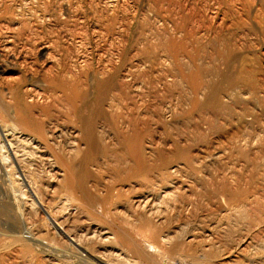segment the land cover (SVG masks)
<instances>
[{
  "label": "rangeland",
  "instance_id": "374dc122",
  "mask_svg": "<svg viewBox=\"0 0 264 264\" xmlns=\"http://www.w3.org/2000/svg\"><path fill=\"white\" fill-rule=\"evenodd\" d=\"M0 16L4 30L20 26L12 41L0 36V121L20 131L13 143L43 206L89 253L104 264H264V0H0ZM58 64L89 79L120 67V96L106 99L107 116L96 123L111 159L100 148L95 161L82 162L74 150L68 188L27 145L39 135L32 118L7 103L11 87L42 92L45 71ZM119 127L139 129L142 136L128 133L141 136L134 148L156 165L137 176L144 186L120 193L129 182L113 165L125 145ZM66 129L59 140L70 148ZM2 155L0 264H85ZM176 164L180 170L169 173Z\"/></svg>",
  "mask_w": 264,
  "mask_h": 264
},
{
  "label": "bare ground",
  "instance_id": "6f19581e",
  "mask_svg": "<svg viewBox=\"0 0 264 264\" xmlns=\"http://www.w3.org/2000/svg\"><path fill=\"white\" fill-rule=\"evenodd\" d=\"M14 7V6H13ZM12 7V8H13ZM16 7V6H15ZM10 7H5L4 8V12H2V18L7 16V12L9 11ZM15 9V8H14ZM13 9V10H14ZM20 9V8H19ZM16 10V9H15ZM1 17V16H0ZM1 18V20H2ZM11 19V17L9 18ZM14 24H6V29L4 30L1 25H0V36H4L5 38H7L9 41H12L14 38V32L17 31V29L20 27H14ZM23 27H27L26 25H22ZM180 27V26H179ZM22 28V27H21ZM21 28L19 29L18 33L20 32ZM3 29V30H2ZM26 29V28H25ZM16 30V31H15ZM22 31H24V29H22ZM22 31L20 32V34H22ZM26 31V30H25ZM24 31V33H25ZM7 34H6V33ZM17 33V32H16ZM23 33V34H24ZM6 34V35H5ZM19 34V35H20ZM22 34V35H23ZM20 37V36H19ZM29 36H27L28 38ZM21 38V37H20ZM26 38V37H25ZM17 39V38H16ZM29 39V38H28ZM30 41V40H29ZM28 41V42H29ZM173 41V40H172ZM178 42V41H177ZM19 44V43H18ZM174 44H172L173 46ZM177 45V44H176ZM49 46V45H48ZM44 47V46H42ZM174 47V46H173ZM172 49V48H171ZM50 52V51H49ZM125 55V53H124ZM122 56V55H121ZM133 56V55H132ZM125 57V56H124ZM130 57V56H129ZM120 58V57H119ZM122 59V57H121ZM129 59V58H128ZM31 60V59H30ZM112 60V59H111ZM109 60V62L111 61ZM118 60V59H117ZM132 60V59H131ZM115 61V60H114ZM112 60V64L114 62ZM127 62V61H126ZM129 62V61H128ZM111 63V62H110ZM118 65V62H116ZM132 63V62H130ZM129 63V64H130ZM111 64V65H112ZM115 64V63H114ZM32 65V64H31ZM109 65V64H108ZM116 65V64H115ZM121 65V64H120ZM113 66V65H112ZM134 66V65H133ZM132 66V68H133ZM110 69V67H109ZM113 69V71H111ZM120 69V67L118 68V66H114V68L111 67V70H109L111 76H107V74L105 75L106 77L104 78H91L89 79L86 74L85 71H80V72H75L72 71L68 68H66L65 66H62L60 64L56 65V67H51L49 69H47L45 72H48L46 77H45V89L42 92H39L35 89L28 91L26 89V91H21L19 89H15V88H10V100L7 101V103L9 105H15V107H17L19 109V111H21V113L27 114L28 117L32 118V122L34 123L36 129H38V136H34L33 138H30V140L32 141H28L26 140V143H28L27 145H30L34 156H36L37 161L38 162H42L43 164L45 163L50 169L52 168L55 171L56 174V178H57V182L61 183L63 182V186L68 185V182H70V178L74 177V172H73V162L69 161L71 158V154H73L72 152L74 150H77V152H79V154H81L82 156V162H87L89 160H93V158H95L97 152H99V149L102 147H100V144L102 143H97V141H99L100 139L98 138L97 135V130H96V123L98 122L97 120H99L98 118L100 117H106L107 113H106V108H105V102L107 98L112 99L111 101H115L116 97L118 98L120 95V89H119V84H118V80H116V77H118V70ZM130 69V68H129ZM128 69V71H129ZM2 71L1 67H0V72ZM106 72V70H104ZM113 72V73H112ZM134 72V69H133ZM196 72V71H195ZM127 74V73H126ZM109 75V74H108ZM129 75V74H128ZM120 76V75H119ZM133 76V75H132ZM119 78V77H118ZM124 80V79H123ZM121 81V80H120ZM125 82V81H124ZM126 83V82H125ZM123 84V81H122ZM128 86V85H127ZM121 87V86H120ZM31 89V88H30ZM119 89V90H118ZM124 89V88H123ZM200 90V88H199ZM32 98L30 99V101L28 99H26V96L29 97L28 94H30L29 92H32ZM124 91V90H123ZM194 91V90H193ZM196 91V90H195ZM126 92V91H125ZM197 92V91H196ZM128 93V92H127ZM31 95V94H30ZM34 96H38V98H43L45 97L46 103L44 105H38V103L35 102ZM128 96V94L126 95ZM3 97V96H2ZM122 97V96H121ZM120 97V98H121ZM125 97V96H124ZM37 98V97H36ZM199 98V97H198ZM197 98V99H198ZM220 98V97H219ZM197 99L195 100L197 102ZM208 99V98H207ZM210 99V97H209ZM199 100V99H198ZM211 100V99H210ZM119 101V100H118ZM212 101V100H211ZM116 102V101H115ZM199 102V101H198ZM118 104V103H117ZM195 104V103H194ZM197 104V103H196ZM2 105V103L0 104ZM4 105V104H3ZM198 105V104H197ZM206 105V104H205ZM209 105V104H208ZM115 106V103H114ZM117 106V105H116ZM196 106V105H195ZM210 106V105H209ZM116 108V107H115ZM219 108V107H218ZM39 109V115L36 116V114H34V112H36ZM109 109V107H108ZM133 109V107H132ZM134 111V110H133ZM181 111V110H180ZM179 111V115L180 113L184 112V111ZM192 111V110H191ZM111 112V111H110ZM181 113V114H182ZM186 113V112H184ZM189 113V112H188ZM22 114V115H24ZM110 114V113H109ZM112 114V113H111ZM176 114V113H175ZM191 114V113H190ZM218 114V113H217ZM48 118V123L45 124V122H43V118L42 116H45ZM131 115V114H130ZM26 116V115H25ZM184 116V114H183ZM26 117V118H28ZM112 117V116H109ZM108 117V118H109ZM131 117V116H130ZM177 117V116H176ZM181 117V116H179ZM29 118V119H30ZM118 118V117H116ZM135 118V117H134ZM137 121L139 120V117H137ZM106 119V118H105ZM131 119V118H130ZM134 120V119H133ZM174 120V119H173ZM176 120V119H175ZM104 121V120H103ZM136 120L132 121L135 122ZM118 122V121H117ZM131 122V123H132ZM113 123V122H112ZM129 123V124H131ZM114 124V123H113ZM128 124V127L130 126ZM136 124V122H135ZM100 125V124H99ZM104 125V124H102ZM115 125L118 126V124L115 123ZM114 125V126H115ZM120 125V124H119ZM132 125V124H131ZM138 125V123L136 124ZM144 125V124H143ZM109 126V125H108ZM107 126V127H108ZM115 126V127H117ZM121 126V125H120ZM134 126V125H133ZM61 127H66L69 131V133L71 134L72 137V146H70V148H66L65 145L63 146L61 144L60 139V134L59 131H61ZM99 127V126H98ZM124 127V126H123ZM121 127V128H123ZM127 127V126H126ZM132 127V126H131ZM137 127V126H136ZM139 127V126H138ZM145 127V126H144ZM120 128V127H119ZM120 128V129H121ZM143 128V127H142ZM64 129V128H63ZM104 129V128H103ZM116 129V128H115ZM132 129V128H131ZM135 129V126H134ZM133 129V131H134ZM129 130V128L127 129H121L117 131L119 134V137H121V141L124 142V146L122 147V149L118 152L117 150V156L116 157V162H114V170L115 173L121 174L122 177L126 180H128L126 184H128V187L125 188L126 186L124 184H122L119 187V193L123 190V191H127V190H132L135 185L137 186H144L143 182L137 181V176H139V173H143L144 176L145 173H149L151 172V163L150 159L151 155L147 156L146 152L142 151V149L136 151L134 147H136V145L134 146V144L136 143H140L137 142L140 141V137L142 136V134H140V132H138V128L136 129L135 133L131 134H138L141 135L139 136V138H135L136 136L132 135V137H130L128 135V133H126V131ZM101 131V130H100ZM104 131V130H103ZM112 131V130H111ZM116 131V130H115ZM144 131V130H143ZM19 132L17 130V128L13 126H11L9 123L8 124H3L0 121V133H1V137H2V144L0 145L1 147V160L5 163L8 161H12L14 163H16L17 165V171L18 173H20V179L23 181V184L27 187V189L29 190L31 196L34 198L35 201H38L41 205H42V209L45 213H47L50 216V220L54 226V228L56 229L57 233L65 237H67L70 241V243L79 248L81 250V252L83 253V255H85L84 257H87L88 259H91L92 261H96L98 263H102L104 264L101 259L97 256V255H93L91 253H89V251L87 250V248H85L84 246H82L79 242V240L77 239V237L75 235L77 234H72L70 232L71 229L67 228L65 229L60 223H58L54 217L50 214V212L48 211V209H46V207L43 206L42 200H41V196L39 195L38 191L36 190V186H35V181L30 178V175H28L27 170H25L22 162L24 161L23 159V155L21 156L22 153L19 154V151L15 148L14 143H13V139L18 137ZM99 132V129H98ZM102 132V131H101ZM108 132V129H107ZM106 133V132H105ZM66 134V133H65ZM130 134V135H131ZM144 134V133H143ZM63 135V134H62ZM101 135V134H100ZM106 135V134H104ZM109 135V134H108ZM117 135V134H116ZM21 136V134H20ZM170 136V135H169ZM168 136V137H169ZM62 137V136H61ZM64 137V136H63ZM100 137V136H99ZM103 137V134H102ZM100 137L102 140L103 138ZM109 137V136H108ZM118 137V138H119ZM116 138V137H115ZM117 138V139H118ZM177 138V137H176ZM17 139V138H16ZM108 139H111V137H109ZM113 139V138H112ZM111 139V140H112ZM120 139V138H119ZM106 140V139H105ZM116 141V140H115ZM114 141V142H115ZM118 141V140H117ZM108 142L110 143V141L108 140ZM113 142V143H114ZM175 142V141H174ZM105 143V142H104ZM119 143V141H118ZM179 143V142H178ZM177 143V144H178ZM116 144V143H115ZM103 145V144H102ZM107 147L108 143H106ZM110 145V144H109ZM114 145V144H113ZM111 145V146H113ZM118 145V144H117ZM120 145V144H119ZM139 145V144H138ZM182 145V144H181ZM121 146V145H120ZM142 146V145H141ZM148 146V145H147ZM146 146V147H147ZM192 146V145H191ZM116 147V145H114V148ZM119 147V146H118ZM117 147V148H118ZM149 147V146H148ZM179 147V146H178ZM178 147L176 149H178ZM105 147L101 148L104 151V155L107 157V151L109 150H105ZM113 148V147H112ZM121 148V147H119ZM139 148V147H137ZM142 148V147H141ZM181 148V147H180ZM179 148V149H180ZM109 149V148H108ZM111 149V148H110ZM150 149V148H148ZM114 150V149H113ZM112 150V151H113ZM26 151V149H25ZM102 151V150H101ZM111 151V150H110ZM147 151V150H146ZM150 152V150L148 151ZM181 152V151H180ZM185 152V151H184ZM26 153V152H25ZM28 153V152H27ZM0 154V155H1ZM107 154V155H106ZM151 154V153H148ZM100 155V154H99ZM102 155V154H101ZM111 154L108 155V157ZM104 158V156H100V158ZM113 157V155H112ZM33 158V157H31ZM111 159V157H109ZM190 158V157H189ZM99 159V158H98ZM106 159V158H105ZM104 159V161H105ZM109 159V160H110ZM108 160V162H109ZM112 160H115L112 159ZM95 161V159L93 160ZM92 161V162H93ZM97 161V160H96ZM103 161V160H102ZM107 161V159H106ZM35 162V160H34ZM36 162V163H38ZM107 162V164L109 165V163ZM111 162V161H110ZM96 163V162H94ZM93 165H97L94 164ZM32 164H34L32 162ZM39 164V163H38ZM65 164V166L67 165L70 171H69V176L67 175L68 172L65 174L68 178L65 180L63 178H60L61 175H63L62 171V166ZM83 164V163H82ZM88 164V163H87ZM105 164V162L103 163ZM106 164V165H107ZM155 164V163H154ZM154 164L152 166H154ZM86 166V164H84ZM102 165V162H101ZM107 165V166H108ZM113 165L110 167V169L113 170ZM100 166V164H99ZM156 166V165H155ZM154 166V167H155ZM82 167V165H81ZM88 167V165H87ZM181 166H178V164L173 165L171 167V169L168 170V172L170 173H177L180 170ZM90 168V167H88ZM31 169V168H30ZM140 171V172H139ZM90 172V171H89ZM114 172V171H113ZM83 175H81V180H83V177L86 178L87 176V170L84 169V172L82 173ZM19 175V174H18ZM91 174L89 173V176ZM151 175V174H150ZM121 177V178H122ZM118 178V177H117ZM122 178V179H123ZM146 178V177H145ZM148 178V177H147ZM74 179V178H73ZM72 181H75V179ZM87 179V178H86ZM71 181V182H72ZM86 181V180H84ZM70 182V183H71ZM66 183V184H65ZM69 183V185H70ZM73 183V182H72ZM147 183H151L148 179ZM62 184V183H61ZM169 184V183H168ZM171 184V183H170ZM68 185V186H69ZM73 185V184H72ZM71 185V186H72ZM75 185V184H74ZM78 185V184H76ZM148 185V184H147ZM145 185V187L147 186ZM150 185V184H149ZM174 185V184H173ZM70 186V188H71ZM78 187V186H77ZM164 187V185H163ZM68 188V187H67ZM72 188H75L72 186ZM143 188V187H142ZM149 188V186L147 187ZM151 189V188H150ZM177 189V188H176ZM72 190V189H71ZM75 190V189H73ZM55 191H57L55 189ZM59 191V189H58ZM171 191V190H170ZM173 191V190H172ZM57 193V192H55ZM60 193V192H59ZM67 193V192H66ZM142 193V192H141ZM151 193V192H150ZM148 193V194H150ZM58 194V193H57ZM61 194V193H60ZM69 194V193H68ZM65 195V194H64ZM147 196V195H146ZM153 195L151 194L150 198H147L149 201L151 200L150 203L151 205L154 204V198L152 197ZM58 197V196H57ZM59 197H62L59 195ZM58 197V198H59ZM148 197V196H147ZM60 199V198H59ZM64 202H66L67 205L70 204V199L68 197H63ZM142 199V198H141ZM144 199V198H143ZM142 199V200H143ZM146 199V200H147ZM147 200V201H148ZM141 201V200H140ZM61 202H63V200L61 199ZM102 202H99L97 205L96 203H93L92 206L95 208H97L99 206V204H101ZM65 204V203H63ZM103 206V204L101 205ZM150 210V209H149ZM151 211V210H150ZM81 216V214H80ZM79 216V217H80ZM89 223V222H88ZM91 227V226H90ZM69 229V230H68ZM82 230V229H81ZM93 231V229H92ZM86 232V230H85ZM98 232V231H97ZM96 232V233H97ZM100 232V231H99ZM74 233V232H73ZM88 233V232H86ZM90 233V232H89ZM101 233V232H100ZM109 232L103 231L101 234L103 235H107ZM99 234V233H98ZM62 236V237H63ZM38 238V237H37ZM36 238V239H37ZM107 239V238H106ZM34 240V239H33ZM39 240V239H38ZM36 240V242L38 241ZM108 240V239H107ZM40 241V240H39ZM34 242V243H36ZM87 258L85 259V264H91L89 261H87ZM83 259V258H82ZM106 264V263H105Z\"/></svg>",
  "mask_w": 264,
  "mask_h": 264
},
{
  "label": "built area",
  "instance_id": "2783aa9c",
  "mask_svg": "<svg viewBox=\"0 0 264 264\" xmlns=\"http://www.w3.org/2000/svg\"><path fill=\"white\" fill-rule=\"evenodd\" d=\"M177 264H180V263H177Z\"/></svg>",
  "mask_w": 264,
  "mask_h": 264
}]
</instances>
